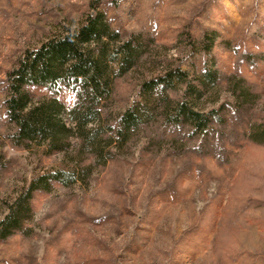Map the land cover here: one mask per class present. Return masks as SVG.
I'll return each mask as SVG.
<instances>
[{"label": "rangeland", "instance_id": "374dc122", "mask_svg": "<svg viewBox=\"0 0 264 264\" xmlns=\"http://www.w3.org/2000/svg\"><path fill=\"white\" fill-rule=\"evenodd\" d=\"M93 1L145 50L114 79L101 124L116 129L132 104L142 118L106 161L80 154L77 182L33 193L32 217L0 239V264H264V0H0V217L36 168L62 158L13 142L8 72L27 48L81 22ZM178 66L195 84L215 71L200 104L222 108L203 136L167 118L183 84L141 93ZM25 89L66 108L77 102L65 86Z\"/></svg>", "mask_w": 264, "mask_h": 264}, {"label": "trees", "instance_id": "16d2710c", "mask_svg": "<svg viewBox=\"0 0 264 264\" xmlns=\"http://www.w3.org/2000/svg\"><path fill=\"white\" fill-rule=\"evenodd\" d=\"M96 4L97 1L92 2L81 22L62 25L57 33L27 48L8 72L5 102L14 126L13 142L28 150L36 148L39 155L59 153L62 158L57 167L36 168L16 196L4 199L6 212L0 217V239L21 229L32 217L35 191H49L55 182H77L84 170L77 159L80 154L89 150L98 160L106 161L115 155L111 146L118 150L120 142L127 139L142 118L138 107L132 104L118 114L116 129L101 124L102 103L111 97L114 79L133 69L145 50L135 35L121 38ZM215 76V71L206 72L202 81L195 84L189 73L178 66L143 82L141 93L146 97L159 89L183 84L181 97L166 109L167 118L174 123L187 122L193 133L203 136L212 115L220 118L222 104L208 110L200 104ZM29 84L48 85L51 89L65 86L76 93L77 102L66 108L56 97L35 100L25 89ZM108 130L115 131L117 137L103 138ZM72 139L78 142L74 145Z\"/></svg>", "mask_w": 264, "mask_h": 264}]
</instances>
